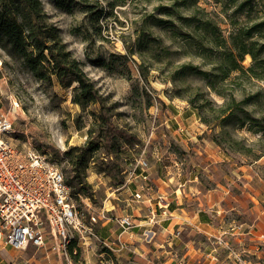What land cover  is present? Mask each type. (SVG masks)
Segmentation results:
<instances>
[{
    "label": "rangeland",
    "instance_id": "374dc122",
    "mask_svg": "<svg viewBox=\"0 0 264 264\" xmlns=\"http://www.w3.org/2000/svg\"><path fill=\"white\" fill-rule=\"evenodd\" d=\"M39 1L44 21L58 30L66 50L80 63L101 101L85 107L73 104L75 84L65 87L55 79L51 83L37 80L0 36V114L13 122L12 144L32 146L52 158L66 178L73 176L71 159L66 153L71 148L84 149L89 142L97 145L89 154L84 172L92 198L86 201V196L81 194L82 199H73L84 219L88 217L86 203L91 205L94 215L103 211L99 216L109 217V221L104 217L96 223L97 231L112 225L109 231L112 232L118 225L115 218L133 215L132 207L137 204L132 196L134 190L148 185L150 190L144 191V195L150 197L157 190L156 184L165 186L162 182L167 183L174 176L172 184L176 190L195 183L200 196L216 188L218 191L209 193L215 198L222 194L223 187L228 190L225 196H241L237 185L247 184L241 177L244 174L252 178L246 189L249 193L257 182H264V133L252 132L261 125L253 123L252 131L247 130L249 122L240 126L243 113L239 110L228 127L220 126L219 119V107L229 94L237 102L258 94L242 107L252 117L263 118L264 77L236 78L237 73H233L218 85L225 96L222 97L198 75L184 70L185 65L211 70L221 49L211 45L202 33L192 39L184 35L187 29L181 26L177 14L184 16L188 12L177 6L179 3L174 2L176 5L172 7L173 0H129L125 6L109 9L100 1L98 7L103 8V13L93 22L78 6L69 13L55 7L53 0ZM219 1L198 2L203 9L198 17L211 21V27L216 26L217 30H210L219 38H227L233 29L231 20L237 27H245L264 18V0H252L253 8L241 14H234L233 0ZM165 5L172 8L169 16L160 13ZM152 16L171 22L157 26ZM253 40L258 45L264 43V29ZM200 42L206 51H202ZM101 61L111 68L99 65ZM250 64L251 58L245 56L242 65ZM13 104H16L14 111ZM262 126L264 129V119ZM142 150L149 162L150 181L145 184L135 179L127 185L126 164ZM190 204V209L203 207L202 211L215 224L217 219H222L217 226L244 222L238 211L227 210L233 205L228 198L220 203V209H224L221 215L208 211L211 205L208 197L202 204L200 201ZM75 244L80 250L76 262L67 247L68 258L73 263L137 264V255L129 251L114 255L94 240H87L81 248L76 241ZM60 253L61 261L48 248L15 251L6 247L0 248V261L1 264H25L26 260L29 264H46L53 260V264H67L63 252ZM236 256L238 262L264 264L252 252L240 251Z\"/></svg>",
    "mask_w": 264,
    "mask_h": 264
},
{
    "label": "trees",
    "instance_id": "16d2710c",
    "mask_svg": "<svg viewBox=\"0 0 264 264\" xmlns=\"http://www.w3.org/2000/svg\"><path fill=\"white\" fill-rule=\"evenodd\" d=\"M100 1L105 2L109 9L117 6L129 4V0H53L55 7L63 9L69 13L75 6L85 13L88 18L95 22L103 13V8H99ZM215 3H221L214 0ZM235 3L234 14H241L250 11L253 8L252 0H233ZM179 5L186 12V15L177 14L181 21V26L186 32L184 35L188 38H194L204 34L211 45L218 46L221 51L216 59V65L211 70H200L197 66L185 65L183 69L198 75L205 80L207 86L217 95L225 97L218 86L222 81L230 78L233 73H237L236 78L246 76L249 78L263 79L264 73V43L258 45L257 40H253L255 35H259L261 29H264V18L251 24L250 26L237 27L236 22L231 20L233 29L229 32L227 38L216 36L213 30L217 27H211V21L203 20L198 17V12L203 9L198 5L199 0H173V6ZM168 5L161 6V12L166 16L170 15ZM226 10V5H223ZM153 17V23L157 26L170 23V20L162 17ZM210 28L213 30L211 31ZM200 29V32H196ZM0 36L6 39L23 60L27 69L32 75L41 82L51 83L55 79L61 86H73L72 103L81 107L87 104L98 103L101 101L100 95L94 88L92 81L85 75L80 67V63L72 58L70 52L66 50L62 43L58 30L44 21L41 3L39 0H0ZM202 51H206L204 45L200 42ZM209 50H211L209 48ZM245 56L251 58V64L244 67L242 62ZM98 63V62H97ZM99 65L110 69V65L104 61ZM261 71V72H260ZM258 94L247 97L239 102L229 94L227 100L219 107L220 126L228 127L233 123L234 117H237V111L243 113L240 126L246 122L251 123L247 126L248 131H252V124L261 125V128L252 132L264 133L262 128L263 118L252 117L242 105L249 104L256 99ZM97 149V145L91 142L84 149L71 148L66 155L70 157L73 176L66 178V184L72 189V197L75 199L77 194H82L92 198L90 188L84 179V172L87 167L89 154ZM68 251L76 262L80 250L76 248L75 241L68 246Z\"/></svg>",
    "mask_w": 264,
    "mask_h": 264
},
{
    "label": "built area",
    "instance_id": "2783aa9c",
    "mask_svg": "<svg viewBox=\"0 0 264 264\" xmlns=\"http://www.w3.org/2000/svg\"><path fill=\"white\" fill-rule=\"evenodd\" d=\"M16 104H13L14 111ZM13 122L0 114V248L9 247L15 251H25L28 247L48 248L62 260L61 251L67 264H77L69 260L67 247L71 240L81 248L87 240L100 243L112 254L129 251L122 240V234L136 227L130 215L115 218L121 232L116 236L101 237L96 223L105 217L93 214L87 206V219L80 216L72 197V189L66 184V177L57 162L32 146L17 147L11 143ZM150 166L145 151L126 164L125 183L130 185L135 179L147 184ZM146 185L136 190L132 196L139 201H150L144 191ZM77 197L82 199L81 194ZM90 201L89 197H85ZM165 211V207L158 205ZM107 220L109 217H105Z\"/></svg>",
    "mask_w": 264,
    "mask_h": 264
},
{
    "label": "crops",
    "instance_id": "0c3cea01",
    "mask_svg": "<svg viewBox=\"0 0 264 264\" xmlns=\"http://www.w3.org/2000/svg\"><path fill=\"white\" fill-rule=\"evenodd\" d=\"M241 177L246 179L247 184H243V187L237 185L241 196L233 195L231 198L225 196L228 192L225 187L216 198L209 194L214 193L216 188L202 193V196L197 195L200 190L193 180H188L193 185L186 184V189L176 190L172 184L175 176L169 178L167 183L162 182L165 186L156 184L157 190L151 192L150 201H139L132 207L136 227L122 234L129 252L137 255V264H256L248 260L238 262L236 255L240 251L252 252L264 263V182H257L249 193L246 189L252 178L245 174ZM207 197L211 203L208 211L221 215L224 209H220V203L228 198L233 205L227 210L238 211L244 222L235 226H230L232 223L225 227L217 226L222 219H217L218 223L215 224L200 205L189 208L191 202L200 201L202 204ZM159 204L166 208L165 211L159 210ZM111 226L103 228L105 230L98 229L99 235L103 238L114 237L121 232L118 225L109 232ZM53 263L51 260L46 264ZM25 264H29V260Z\"/></svg>",
    "mask_w": 264,
    "mask_h": 264
}]
</instances>
